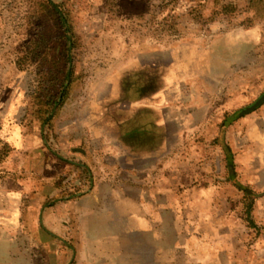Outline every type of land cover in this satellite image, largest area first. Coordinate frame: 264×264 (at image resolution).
Returning a JSON list of instances; mask_svg holds the SVG:
<instances>
[{"label": "rangeland", "instance_id": "rangeland-1", "mask_svg": "<svg viewBox=\"0 0 264 264\" xmlns=\"http://www.w3.org/2000/svg\"><path fill=\"white\" fill-rule=\"evenodd\" d=\"M53 2L62 18L49 0H0V179L13 188L23 181V173L14 169L27 154L23 148L31 127L42 126L48 139L58 132L54 105L61 91L68 93L69 64L70 74L80 75L78 88L85 91L90 74L111 67L102 58L118 56L113 41L123 40V58L138 55L145 60L157 50L153 58L159 62L154 66L135 61L123 66L128 68L118 94L123 95V105L134 100L132 95H143L146 84L166 86L173 74L192 77L178 83L187 91L179 92L177 102L186 101L190 107L170 108L167 115L160 111L162 124L178 122L177 139L171 159L166 155L168 159L159 161L154 176L136 178L134 167L123 162V177H108L113 186L123 181L119 186L124 195L143 206L142 215L141 209H128L143 225L129 224L124 231L142 232L145 238L154 234L153 242H139L155 246L156 260L152 251L126 249L123 264H264V99L250 108L264 94V0ZM46 101L48 108L43 106ZM111 113L115 121L117 113ZM124 116L123 121L136 119ZM84 158L80 157L79 179L87 187L96 180L95 174L103 179L105 166L100 161L87 164ZM142 186L144 194L139 196L134 191ZM114 210L103 209L96 226L84 219L76 226L66 224L63 233L97 236L89 244L98 250V243H110L103 240L108 233L123 232L115 223L123 221V213ZM25 211L1 206L0 233L26 231ZM13 214L21 217V224L3 223ZM46 223L30 236L55 233L54 223ZM38 238L17 239L13 250L3 249L7 244L0 242V264H110L108 257L94 258L86 250L76 258L78 242L71 239L66 242L67 256L61 259L47 252Z\"/></svg>", "mask_w": 264, "mask_h": 264}, {"label": "crops", "instance_id": "crops-1", "mask_svg": "<svg viewBox=\"0 0 264 264\" xmlns=\"http://www.w3.org/2000/svg\"><path fill=\"white\" fill-rule=\"evenodd\" d=\"M110 44L118 56L102 58L103 64L111 67L105 68L101 73L90 74L91 80L89 79L90 83L87 84L85 91L77 86L80 75L77 72L70 74L68 93L64 96L61 91V101L59 100L54 105L55 123L59 129L56 135L48 139L43 134L42 126L37 125L30 128L26 135V138L30 140L24 143L26 147L23 148L27 154H25L23 163H17L18 167L14 169L23 173V181L18 182V185L13 188L8 181L0 179V207L26 210L22 219H24L25 228H28L25 229L26 231L23 230L25 233L20 234H17L15 230L7 231L6 229L1 232L0 242L7 244L3 249L7 248L8 250L9 246V249L13 250L15 244L12 242L17 239L35 241L38 237L30 235L37 233V230H42L44 227L42 224L47 222L54 223L55 233L40 232L38 240H44L47 252H54L55 256L61 259L67 256L66 242L71 239L78 242L77 252L73 254L76 258H80V253L83 255L86 250L93 253L92 257L94 258L96 255L108 257L110 264H123V252L129 249L133 253L141 250L152 251L150 255L156 260L153 252L155 246L150 243L143 245L139 242H153L154 234L151 233L149 238H145L142 232L131 234L124 231L129 224L136 223V227H138V223L143 225L140 216L138 222L134 212L128 211L130 207L141 209L142 215L143 206L138 200L135 202L124 195L123 186H119L121 183L123 184V181H120L118 186H113L108 177L109 175L123 177V162H125L126 165L134 167L132 172L136 174V178H147L154 176L159 161L171 159L169 153L175 146L177 139L175 130L178 122L172 119L162 124L160 111L167 115L170 108H187L189 106L186 101L177 102L181 99L179 92L186 93L185 91H187L178 88V83L186 77L181 79L171 74L166 86H163L164 83L160 85L159 82L146 84L142 92L143 95L138 96L137 93L135 97L132 95L130 99L134 100H130V104L125 106L123 105V95L118 96L120 87L123 85H121L123 77L127 79L126 75H123V71L128 68L123 69V66H128L134 61L135 65L145 62L154 66V64H158L159 58L153 57H156L159 52L151 51L150 53L156 56L148 57L145 60L138 55L123 58V40H115ZM170 62L169 60L167 63ZM156 79L159 80V78ZM186 79L191 80L192 77L189 76ZM186 87L184 86V89ZM62 89H64V84H62ZM137 92L139 91L137 90ZM160 95H162V100ZM125 100H129L128 97ZM42 101L45 102L43 99ZM108 101H110L109 104H107ZM11 102H14V99ZM31 102L26 103V108L28 105L31 106ZM13 105L9 108H13ZM43 106L48 108L47 101ZM111 111L117 113L115 121L112 120ZM41 112L44 113V110L41 109ZM123 114L124 117L134 115L136 119L123 121ZM145 114L146 119L144 120ZM68 128L71 129L70 136H67ZM166 155L169 157L165 158ZM81 156L85 157L82 161L87 164L91 161L103 162L105 166L103 179L98 177L100 175L95 174L97 178L92 185L81 186L79 179ZM116 162L119 167V169L116 168L119 170L118 174L114 168ZM138 188L134 192L142 196L144 194L143 186ZM108 207L115 209L114 211L120 209L119 213H123V221L115 219V223L123 226V232L108 233L107 239L103 240L110 243H98V250L93 244L97 241V236H93L94 234L93 237L86 235L81 238L78 231H74V229L71 234L63 233V226L66 224L76 226L84 219H91L86 222L87 224L98 225L100 218L97 220L96 218L102 216L103 209ZM96 209L102 210L97 211ZM125 217L127 220L124 219ZM20 218H15L14 214L9 215L4 217L3 223L13 226L17 223L21 224ZM53 239L55 243L51 245ZM90 242L93 243L89 244ZM149 245H151V250H145V248H149ZM95 261L97 260L95 259Z\"/></svg>", "mask_w": 264, "mask_h": 264}, {"label": "trees", "instance_id": "trees-1", "mask_svg": "<svg viewBox=\"0 0 264 264\" xmlns=\"http://www.w3.org/2000/svg\"><path fill=\"white\" fill-rule=\"evenodd\" d=\"M49 1L53 5L54 9L59 13L58 15L62 18L63 15H62L61 9L53 2V0H49ZM66 51H67L68 62L70 63L71 62V42H70V44L67 45ZM70 68L71 67L69 64V66L66 70V73H65L67 80H69V77H70Z\"/></svg>", "mask_w": 264, "mask_h": 264}, {"label": "water", "instance_id": "water-1", "mask_svg": "<svg viewBox=\"0 0 264 264\" xmlns=\"http://www.w3.org/2000/svg\"><path fill=\"white\" fill-rule=\"evenodd\" d=\"M264 99V94L261 95L252 105L250 108H254L259 102H261Z\"/></svg>", "mask_w": 264, "mask_h": 264}]
</instances>
